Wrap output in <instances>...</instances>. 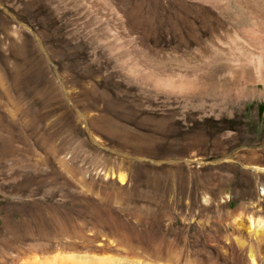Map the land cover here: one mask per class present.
Masks as SVG:
<instances>
[{"label":"rangeland","instance_id":"obj_1","mask_svg":"<svg viewBox=\"0 0 264 264\" xmlns=\"http://www.w3.org/2000/svg\"><path fill=\"white\" fill-rule=\"evenodd\" d=\"M30 2L33 3L30 5ZM79 2L78 0H0V264H23L32 256L37 255L41 258L45 255L50 256L58 253L83 254L91 257H100L102 255L113 258L118 256L130 260L138 257L137 248L142 249L147 254L148 260L146 259V261L148 262L150 258L149 264L154 262V264H176L177 262L179 264H250L247 258V249L252 245L254 247L251 248L252 251L255 249L253 254L256 263L254 262V264H264V235L260 237L262 241L259 243L260 240L256 241L251 237L249 238L243 231H238L236 226L231 225L234 219L239 220L244 225H246L247 219L251 217L264 220V197L261 195V188L264 186V175H254L248 168L249 166H263L264 159L252 160V162L242 161L241 159L239 163L234 162L231 164V168L227 167V164L224 163L223 160L220 161L223 157L219 155V157L216 158L198 160L205 163L201 168H198L194 163L187 165L183 160L184 158L182 159L181 156L167 157L161 155L152 157L142 151H140L141 153L138 152L143 149L147 150L146 148L148 145H145L144 141L146 142L152 133L154 134L156 132L154 130L155 128L153 129L154 125L150 123L153 120L152 118H154V122L162 119V116L156 113L157 110L142 112L139 111L138 108H134L135 106L140 108L142 105H146V102L140 99L142 96H139V94L145 93L146 90L148 92L146 93H150V95L153 94V92L144 87L137 86L131 79L126 77V74L124 76L122 68H120L121 66L118 65V60H115V57L105 45V39L111 42L110 32H113L116 27H114V25H116V23L114 24V19L111 18L108 20L110 17L105 16L104 18L107 17V19L101 22L102 25L95 24L94 26L93 21L86 19L83 17L84 15L82 16V13H80L82 10V3ZM69 6L71 7L69 8ZM30 7L32 11L29 10ZM50 7L51 9H49ZM61 8L64 9L62 10ZM240 8L243 10L245 18H255L257 25L260 26V21L258 19L263 17V13L260 12L261 10H256L254 14L252 8L248 6V4H243ZM54 9L57 12H55ZM37 11L39 12L36 14ZM70 11L72 12L70 13ZM58 13L59 15H57ZM77 14H79V16ZM143 17V19L141 17H136L137 20L136 18H126L128 23L131 21L129 25H132L135 34L132 32L133 35L131 34V36L121 41L122 45L126 43L124 47L120 49V52L123 51V55L121 53L118 54V56L121 57H119L121 61L133 63L137 60L140 62L141 59H139V55L143 52L145 53L143 57H146L150 65H154L153 67L158 71L164 70L171 76H175L182 72L189 74L192 70L197 68L203 69L207 75L209 74V77L211 76V79H213V86L217 87L218 85V87H222L223 89L230 86L231 95L233 90L235 95L233 94L231 96L232 101H230L234 103L240 101L241 109L235 111L233 119L237 120L235 123L232 122L233 129L231 130L234 133L240 132L242 136L245 134L249 135L251 137L250 139L253 140V144L250 145H237L236 148L230 150L228 153L229 156H234L237 153L242 154V151L245 150L255 152L264 150V86L260 85L256 88L255 84L253 85L251 82L254 78L250 76L249 73L247 74L249 70H253V66L249 62H251L254 56L261 53L264 55V51L258 48H256L255 51L254 48L252 50L250 48L244 49V47L240 46L233 47L230 51L227 50L226 52L216 49L212 44L215 43L217 38H222L221 34L218 32H215V34L213 32L206 33L202 37V40L204 42L206 41L202 47L194 45L189 49L180 48L176 46V44L170 43L171 34L168 35V28H163L166 27L165 21L163 25L158 19L149 20L146 16ZM140 20L142 21L140 22ZM62 24L64 26H61ZM47 26L49 29H47ZM258 26L256 28H259ZM58 27L60 29H58ZM91 27L95 32L92 31ZM88 28H90V30ZM101 28L102 32H100ZM68 30L71 33L68 32ZM58 31L59 33H57ZM104 32L107 34H104ZM11 34H13V36ZM73 36L76 37V39ZM102 37L105 39L103 40ZM176 37H178V34H176ZM179 38L181 37L179 36L178 39ZM69 39H73V42L71 40V43ZM79 39H82V41ZM213 39L214 41H212ZM62 40H64V42L66 41L65 45L68 43L67 45L74 48V51L70 46H66L65 48ZM83 40L87 43H83ZM132 40L135 41L134 45H131ZM128 44H130V47H128ZM133 46L135 48H132ZM149 46L156 51L160 52L161 50V53H163L162 56L158 57L157 54H154L153 51L155 50L149 49ZM76 47L78 48L76 49ZM136 50H139L140 53ZM195 50L203 53V61L200 65H197V63L191 60V55L193 56L192 53ZM84 51L86 52L83 53ZM135 51L137 54H135ZM83 54L87 56L85 57ZM70 56L72 58H70ZM62 57L64 58L62 59ZM66 59H68L69 62H66ZM29 60L32 65L29 64ZM91 61H93V63ZM240 62L249 64L247 66L249 70L248 68V71L242 70ZM29 65L30 67H28ZM66 65L68 67H66ZM194 65L197 66L194 67ZM90 66L92 67L90 68ZM98 67L101 69H98ZM207 67L209 68L207 69ZM96 68L100 70V72ZM43 69L46 71L44 72ZM54 71L55 74L53 73ZM92 71V74L89 73ZM118 71L122 76L118 74ZM86 74L89 75L87 76ZM241 74H244L246 77H239ZM15 75L17 77H15ZM110 75H112L113 78L112 76L110 77ZM117 75L119 77H116ZM35 77L36 80H34ZM36 81H38V84ZM129 81H132L134 85L131 83L132 86ZM246 81L251 83H249V85L246 84V87H244L245 85H241L242 82ZM237 85L239 86L238 88ZM240 85L244 87V89H241L242 87ZM231 86L235 87L231 89ZM94 88L96 89L94 90ZM222 88H219V93L223 90ZM246 88L248 90L255 88L254 90L256 92L254 91V96L240 97L239 95L246 94L248 91ZM237 90H243L242 94H238L239 92ZM85 91H87L86 95ZM88 91H91V94H89ZM216 94L218 93H215L214 96L217 97L218 100L222 98L220 94L217 96ZM236 94L240 99L237 98L238 96H236ZM207 95L208 96L202 98L207 104L214 101L208 102L211 99H216L213 98L214 96L210 93ZM98 96H100L101 100ZM105 97L108 99L105 100ZM88 98H90L89 101ZM114 98H116L117 101H121V103H118ZM90 101L91 103L97 104L99 107L103 105L102 108H98L100 112L97 111V107L90 106ZM177 101L179 100L177 99ZM200 101L201 99L194 100V102H192L193 107L191 108V104H189L186 105V109L194 112L202 111ZM127 102H130L131 105ZM179 102L183 103V100L181 99ZM31 103L33 105H31ZM88 103L90 104L88 105ZM140 103L143 104L140 106ZM104 104H106L105 107ZM44 106H46V109ZM132 107L136 109V111L132 109ZM195 107L196 109L198 107V111ZM174 108L175 106L172 107L173 111H175ZM81 109L82 111H80ZM118 109H121V111ZM131 110L133 111L131 112ZM134 112H138L139 115L137 113L133 115ZM78 115L81 116L82 119ZM97 115H100V117ZM101 116H104L105 120ZM120 116L122 119H120ZM70 117H72V119ZM148 117H151L152 120L150 118L148 119ZM127 118L129 120H127ZM98 119L101 120V123ZM112 122L113 124L111 125ZM118 123L123 125L122 128L120 125H117ZM139 123L140 125L144 123V125L141 127ZM148 123L153 126V130L148 127L150 126ZM114 124H116V128ZM109 125L111 127H109ZM105 127H109V129L106 130ZM110 128H112V130ZM120 128L123 130L124 136L122 134L120 135V133H122V131H119ZM61 129H63V131ZM125 130H127V132ZM106 133L107 135H105ZM115 133H118V135H115ZM111 134H114V136ZM137 137H139L140 140L143 139L139 141ZM76 139H78V142ZM114 139H118L119 141H115ZM119 142L123 146L118 144ZM141 142L144 145L143 148H141ZM83 143H86V146L85 144L83 145ZM89 148L92 151H89ZM86 149L88 152H86ZM133 149L134 151H132ZM135 152L136 155H134ZM117 157L118 159H116ZM163 168L166 170L180 169L186 174L185 178L187 179V183L197 187L194 189L191 188V192L188 195L179 193H175L174 195L166 194L163 199H156L146 192L147 190L142 179L135 181V179L143 176V171L145 170L155 171ZM217 168L220 169L219 175H225V173L229 172L231 176V180L228 181L229 183L227 182V184L216 186L211 184V182L207 180L208 178H205L207 177V171ZM131 172L134 173L133 178ZM189 174L192 176H189ZM119 175L125 177L126 181L124 184H119L120 181L118 177H116ZM40 184L41 186H39ZM34 207L38 208L40 212L37 215L30 216V210ZM71 212L74 214H70ZM87 216L89 218L91 217L92 220ZM5 217H9L10 220L2 225ZM108 220L110 222L115 220V222H119L121 231L128 235L131 240H120L119 238H116V240L115 237L108 236L109 233L106 235L108 231L104 229V222ZM60 224L64 229L62 226L59 227ZM262 234H264V232ZM74 235H78L79 237L75 238L73 237ZM105 235L108 236V238ZM71 237L75 239L73 240ZM123 241H126V243ZM127 242L129 246H127ZM127 247H131L134 250L131 248L130 250ZM172 258H174V261L172 260L170 262Z\"/></svg>","mask_w":264,"mask_h":264},{"label":"bare ground","instance_id":"obj_2","mask_svg":"<svg viewBox=\"0 0 264 264\" xmlns=\"http://www.w3.org/2000/svg\"><path fill=\"white\" fill-rule=\"evenodd\" d=\"M42 1V0H41ZM56 1V0H55ZM61 1V0H60ZM69 1V0H68ZM80 1L79 3H82V10L80 13H82V16L85 17L88 20H91L94 22V26L95 24L98 25H102L101 22H104L107 19L104 18L105 16L110 17L108 20H110L111 18L114 19V24L116 23V25H114V31L110 32L111 35V42L110 41H106L105 38H103V40L105 39V45L107 46V48H109V50L111 51L110 53L113 54V56L115 57V60H118V65H120L122 68V72L124 73L123 75L128 79H131L134 84H136L137 86H141L142 88H146L149 89L153 92V94L150 95L147 94V90L145 93H141L139 94V96H142L140 99L143 100L144 102H146L145 106H141L140 103V108L139 107H135L134 108H138L139 111L145 112V111H150L152 112L153 110H157L156 113L160 116H162V119H159L158 121L156 120V122H154V118L151 119V117H148V119L150 118L151 120V124L154 125L151 126L150 123V127L151 130L156 131L154 134L152 133V135L147 139V141L145 143V145H148V147L146 148L147 150H139L138 152L142 151L145 154H148L152 157L155 156H161V155H165L167 157H180L184 160V162L187 165H191V164H195L198 166V168H201V166L203 164H205L204 162L198 161V160H203L204 158L206 159H210V158H216L219 157V155L221 157H223L220 161L223 160L224 163L227 164V167H231V164H233L234 162L239 163L240 160L242 159V161H247V162H252V160H258V159H264V150H261L260 152H255V151H249V150H245L242 151L243 153H237L234 156H229V152L231 149L236 148L237 145L239 144H245V145H250L253 144V140L250 139L251 137L249 135H243L240 134V132H236L234 133L231 129H233V125L232 122H236L237 119H233L235 111L241 109V104L240 101L239 102H231L232 100V95L234 94L233 90H232V95H231V90H230V86L226 87V88H222V87H215L213 86V79H211V76L209 77V74L207 75V73L201 69V68H197L195 70H192V72L188 73H178L175 76H171L170 74L166 73L164 70H156L152 65L149 64V62L147 61L146 57L144 54L145 53H140L139 50H136L140 53L139 55V61H134L133 63L131 62H123L121 61V57L118 56L119 53H121L123 55V51L120 52V49L124 47L123 44L122 45V40L126 37L131 36L132 32L134 31L132 29V25H129V23L131 22H127L126 18H136V17H141L142 19L144 18L143 16H146L149 20H154V19H158L159 21H161L164 25H166V27L163 28H168V35L171 34V40L170 43H174L176 44V46H179L180 48H186L189 49L191 46H198V47H202V45L206 42H204L202 40V37L208 33V32H213L215 34V32H218L219 34H221L222 38L221 39H216L215 43H213V47L216 49H220L223 51H227L230 49H232L233 47H244V49H253L254 51L256 48H258L259 50H263L264 51V0H78ZM29 2V1H28ZM36 2V1H35ZM38 2V1H37ZM48 2V1H47ZM63 2V1H62ZM33 2H30L29 4L31 5ZM59 3V2H58ZM67 3V2H66ZM72 3V2H71ZM27 4V3H26ZM25 4V5H26ZM36 4V3H35ZM49 4V3H48ZM47 4V5H48ZM51 4V2H50ZM64 4V2H63ZM74 4V3H73ZM243 4H248V6H250L253 10V13L255 14L256 10L262 12V16L261 18H259L258 20L260 21V24L258 22V24L260 26L257 25L255 18H245L243 15V10L240 8L241 5ZM28 5V4H27ZM34 5V4H33ZM32 5V6H33ZM23 6V5H22ZM29 6V5H28ZM31 6V7H32ZM49 6V5H48ZM62 6V4H61ZM60 6V7H61ZM74 6V5H73ZM24 7V6H23ZM31 7L29 10H31ZM36 7V6H35ZM44 7V6H43ZM71 6H69L70 8ZM75 7V6H74ZM73 7V9H74ZM33 9V8H32ZM37 9V8H36ZM51 9V7L49 8ZM62 10L64 8H61ZM25 10V9H24ZM43 10V9H42ZM251 10V9H249ZM32 11V10H31ZM49 11V10H48ZM55 11V9H54ZM59 11V10H58ZM61 11V10H60ZM78 11V10H77ZM27 12V11H26ZM39 11L36 12V14ZM45 12V11H44ZM51 12V11H50ZM49 12V13H50ZM57 12V11H55ZM72 11H70L71 13ZM24 13V12H23ZM31 13V12H30ZM63 13V12H62ZM251 13V12H249ZM28 14V13H26ZM54 14V13H53ZM61 14V12H60ZM260 14V13H259ZM29 15V14H28ZM32 16H35L33 14H31ZM48 15V14H47ZM52 15V13H51ZM59 15V13L57 14ZM79 16V14H77ZM41 16V15H40ZM53 16V15H52ZM248 16V15H247ZM259 16V15H258ZM257 16V17H258ZM44 17V16H43ZM46 17V16H45ZM253 17V16H252ZM255 17V16H254ZM260 17V16H259ZM16 18V17H15ZM55 18V17H54ZM57 18V17H56ZM78 18V17H77ZM37 19V18H36ZM46 19V18H43ZM42 19V20H43ZM51 19V18H50ZM58 19V18H57ZM80 19V18H79ZM15 20V19H14ZM53 20V19H52ZM87 20V21H88ZM107 20V21H108ZM132 20V19H131ZM137 20V18H136ZM38 21V19H37ZM46 21V20H45ZM57 21V20H56ZM61 21V20H60ZM83 21V20H82ZM81 21V22H82ZM85 21V20H84ZM113 21V20H112ZM142 20H140L141 22ZM156 21V20H155ZM165 21V22H164ZM16 22V21H15ZM33 22V21H32ZM41 22V21H40ZM48 22V21H47ZM54 22V21H53ZM56 23V22H55ZM71 23V22H69ZM21 24V23H20ZM19 24V25H20ZM33 24V23H32ZM51 24V23H50ZM60 24V23H59ZM84 24V23H81ZM106 24V23H105ZM111 24V23H110ZM109 24V25H110ZM22 25V24H21ZM45 25V24H44ZM55 25V24H53ZM159 25V24H158ZM23 26V25H22ZM51 26V25H49ZM61 26H64L63 24ZM60 26V27H61ZM66 26V25H65ZM156 26V24H155ZM259 28H256V27ZM20 27V26H19ZM44 27V26H43ZM53 27V26H52ZM89 27V26H87ZM93 27V26H92ZM91 27V29H92ZM97 27V26H96ZM109 27V26H108ZM154 27V26H153ZM56 28V27H55ZM54 28V29H55ZM84 28V27H83ZM94 29H96L95 27H93ZM104 28V27H103ZM38 29V28H37ZM46 29V28H45ZM47 29L48 26H47ZM58 29H60L58 27ZM90 30V28H88ZM86 29V30H88ZM155 29V28H154ZM26 30V29H25ZM98 30V29H97ZM96 30V31H97ZM111 30V29H110ZM22 31V30H21ZM29 31V30H28ZM51 31V29H50ZM56 31V30H55ZM54 31V32H55ZM63 31V30H62ZM72 31V30H71ZM74 31V30H73ZM93 31V29H92ZM99 31V30H98ZM97 31V32H98ZM104 31V30H103ZM26 32V31H25ZM61 32V31H60ZM68 32H70L68 30ZM90 32V31H89ZM95 32V30L93 31ZM102 32V28L101 31ZM59 33V31L57 32ZM71 33V32H70ZM76 33V31H75ZM29 34V33H28ZM44 34V33H42ZM67 34V33H65ZM84 34V33H83ZM82 34V35H83ZM86 34V33H85ZM96 35H98L97 33H95ZM104 34H107L106 32H104ZM133 34H135L133 32ZM132 34V35H133ZM176 34H178V37L180 36L181 38L178 39V37H176ZM13 36V34H11ZM56 35V34H55ZM54 35V36H55ZM64 35V34H63ZM78 35V33H77ZM76 35V36H77ZM89 35V34H88ZM11 36V37H12ZM19 36V35H18ZM15 36V37H18ZM21 36V35H20ZM23 36V35H22ZM45 36V35H44ZM52 36V37H54ZM70 36V35H69ZM75 36V35H74ZM73 36V37H74ZM87 36V34H86ZM85 36V37H86ZM92 36V35H91ZM103 36V35H102ZM218 36V35H217ZM60 37V36H59ZM83 37V36H82ZM89 37V36H88ZM100 37V36H99ZM21 38V37H20ZM28 38V37H27ZM26 38V39H27ZM56 38V37H55ZM62 38V37H61ZM65 38V37H64ZM67 38V37H66ZM76 39V37H74ZM87 38V37H86ZM97 38V37H94ZM109 38V37H108ZM51 39V37H50ZM53 39V38H52ZM74 39V40H75ZM136 39V38H135ZM140 39V37H139ZM168 39V37H167ZM22 40V39H21ZM25 40V39H24ZM55 40V39H54ZM58 40V39H57ZM60 40V39H59ZM70 40V39H69ZM68 40V41H69ZM73 42V39H71ZM70 40V42H71ZM80 40V39H79ZM127 40V39H126ZM129 40V39H128ZM142 40V39H141ZM30 41V40H29ZM46 41V40H45ZM49 41V40H48ZM53 41V40H52ZM61 41V40H60ZM65 48L66 46H70V45H65L66 41L64 42V40H62ZM82 41V39L80 40ZM79 41V42H80ZM144 41V40H143ZM214 41V39L212 40ZM25 42V41H24ZM34 42V41H33ZM71 42V43H72ZM85 41L83 40V43ZM103 42V41H102ZM126 42V41H125ZM131 42V41H130ZM137 42V41H136ZM169 42V41H167ZM26 43V42H25ZM61 43V44H62ZM87 43V42H85ZM157 43V41H156ZM161 43V42H159ZM16 44V43H15ZM48 44V43H47ZM56 44V43H55ZM91 44V43H90ZM135 41L132 40L131 45H134ZM140 44V42H139ZM144 44V43H143ZM130 47V44H128ZM206 45V44H205ZM211 45V46H212ZM61 46V45H60ZM59 46V47H60ZM63 46V45H62ZM84 46V44H83ZM17 47V45H16ZM15 47V48H16ZM87 47V46H86ZM126 47V46H125ZM69 48V47H68ZM71 48V46H70ZM69 48V49H70ZM78 47H76L77 49ZM127 48V47H126ZM132 48H135L134 46ZM64 49V48H63ZM72 50L74 48H71ZM70 49V50H71ZM75 49V50H76ZM80 49V48H79ZM78 49V50H79ZM86 49V48H85ZM89 49V48H88ZM149 49L153 50L154 48H151L149 46ZM177 49V48H176ZM33 50V49H32ZM55 50V49H54ZM77 50V51H78ZM155 50V49H154ZM181 50V49H180ZM194 50V49H193ZM258 50V51H259ZM36 51V49H35ZM52 51V50H51ZM61 51V50H60ZM65 51V50H63ZM62 51V52H63ZM74 51V50H73ZM135 51V52H136ZM142 51V50H140ZM253 51V52H254ZM34 52V51H33ZM32 52V53H33ZM67 52V51H66ZM70 52V51H68ZM86 51H84L83 53H85ZM109 52V51H108ZM132 52V51H131ZM134 52V53H135ZM154 54H157L158 57L162 56L163 53H161L159 51H153ZM193 52V51H192ZM234 52V51H233ZM58 53V52H56ZM72 53V52H71ZM74 53V52H73ZM105 53V52H104ZM103 53V54H104ZM127 53V52H125ZM228 53V52H227ZM258 53V52H257ZM30 54V53H29ZM62 54V53H61ZM65 54V52H64ZM77 54V53H76ZM109 54V53H107ZM129 54V53H128ZM137 54V52L135 53ZM192 57V61L194 63H197V65L202 63V54L200 51L195 50L193 53ZM256 54V53H255ZM27 55V54H25ZM69 55V54H68ZM81 55V54H79ZM78 55V56H79ZM84 55V54H83ZM131 55V54H130ZM129 55V56H130ZM142 55V56H141ZM35 56V55H34ZM40 56V55H39ZM63 56V55H62ZM73 56V55H71ZM70 56V58H72ZM77 56V57H78ZM85 56V55H84ZM87 56V55H86ZM85 56V57H86ZM106 56V55H105ZM135 56V55H134ZM137 56V55H136ZM165 56V55H164ZM163 56V57H164ZM190 56V55H189ZM188 56V58H189ZM25 57V56H24ZM28 57V56H27ZM30 57V56H29ZM47 57V56H46ZM58 57V56H57ZM65 57V55H64ZM62 57V59L64 58ZM95 57V56H94ZM120 57V58H119ZM33 58V57H32ZM39 58V57H37ZM101 58V57H100ZM131 58V56H130ZM168 58V57H167ZM30 59V58H29ZM35 59V58H34ZM33 59V60H34ZM61 59V58H60ZM74 59V58H73ZM164 59V58H163ZM207 59V58H206ZM27 60V59H26ZM66 59V62H69V60ZM30 61V60H29ZM43 61V60H42ZM50 61V60H49ZM19 62V61H18ZM93 63V61H91ZM97 62V60H96ZM95 62V63H96ZM100 62V61H99ZM98 62V63H99ZM188 62V61H187ZM191 62V61H190ZM189 62V63H190ZM33 63V62H32ZM35 63V62H34ZM82 63V62H81ZM97 63V64H98ZM251 65L253 66V70H249V68L247 67L249 64H245V62H240V66L242 70H247L248 68V72L250 76H252L254 78V80H252L251 78V82L252 84L257 87H259L260 85L264 86V55L259 54L257 56H254V58L251 60ZM28 64V63H27ZM31 64V61L29 63ZM36 64V63H35ZM42 64V63H41ZM51 64V63H50ZM67 64V63H65ZM85 64V63H84ZM192 64V63H191ZM30 65L28 67H30ZM34 65V64H33ZM79 65V64H78ZM86 65V64H85ZM92 65V64H91ZM94 65V64H93ZM193 65V64H192ZM197 65H194L197 66ZM239 65V64H238ZM14 66V65H13ZM39 66V65H38ZM51 66V65H50ZM70 66V65H69ZM107 66V65H106ZM160 66V65H159ZM27 67V68H28ZM32 67V66H31ZM35 67V66H34ZM66 67H68L66 65ZM79 67V66H78ZM82 67V66H81ZM92 66H90L91 68ZM158 67V66H157ZM192 67V68H194ZM38 68V67H37ZM39 68L41 69V67L39 66ZM58 68V67H57ZM80 68V67H79ZM119 68V66H118ZM209 67H207L208 69ZM29 69V68H28ZM31 69V68H30ZM35 69V68H34ZM39 69V70H40ZM97 69V68H96ZM98 69H101L100 67H98ZM97 69V70H98ZM105 69V68H104ZM116 69H117V65H116ZM163 69V68H162ZM15 70V69H14ZM23 70V69H22ZM44 70V69H43ZM87 70V69H86ZM107 70V69H106ZM119 70V69H118ZM188 70V69H187ZM46 70H44L45 72ZM49 71V70H48ZM100 72V70H98ZM103 71V70H102ZM108 71V70H107ZM110 71V70H109ZM207 71V70H206ZM211 71V70H210ZM42 72V70H41ZM43 72V74H44ZM77 72V71H76ZM80 72V71H79ZM88 72V71H86ZM186 72V71H185ZM34 73V71H33ZM38 73V71H37ZM55 74V71L53 72ZM89 73H93L89 72ZM102 73V72H101ZM107 73V72H106ZM105 73V74H106ZM213 73V71H212ZM240 73V72H239ZM29 74V73H28ZM32 74V73H31ZM41 74V73H40ZM90 74V75H91ZM95 74V73H94ZM112 74V73H111ZM118 74L119 73L118 71ZM175 74V73H174ZM214 74V73H213ZM30 75V74H29ZM46 75V74H45ZM87 75V74H86ZM89 75V74H88ZM87 75V76H88ZM113 75V74H112ZM110 75V77L112 76ZM116 75V73H115ZM232 75V74H231ZM59 76V75H58ZM77 76V75H76ZM122 76V74L120 75ZM123 76V77H124ZM205 76V77H204ZM238 76V73H237ZM244 74H241V76L239 77H244ZM248 76V75H247ZM15 77H17L15 75ZM14 77V78H15ZM33 77V76H32ZM39 77V76H38ZM37 77V78H38ZM45 77V76H44ZM66 77V76H65ZM105 77V76H104ZM109 77V76H108ZM116 77H119L118 75ZM115 77V79H116ZM234 77V76H233ZM246 77V76H245ZM13 78V80H14ZM49 78V77H48ZM59 78V77H58ZM62 78V76H61ZM70 78V77H69ZM79 78V77H78ZM92 78V76H91ZM96 78V77H95ZM113 78V76H112ZM122 78V77H121ZM126 78V79H127ZM28 79V78H27ZM41 79V78H40ZM50 79V78H49ZM60 79V78H59ZM98 79V78H97ZM102 79V78H101ZM108 79V78H107ZM118 79V78H117ZM219 79V78H218ZM221 79V78H220ZM18 80V79H17ZM16 80V81H17ZM36 80V77L35 79ZM39 80V79H38ZM46 80V79H45ZM58 80V79H57ZM79 80V79H78ZM83 80V79H82ZM81 80V82H82ZM94 80V79H93ZM104 80V79H103ZM120 80V79H119ZM215 80V79H214ZM29 81V80H28ZM63 81V80H60ZM90 81V79H89ZM101 81V80H99ZM109 81V80H108ZM112 81V80H111ZM125 81V79H124ZM130 82V84L133 82ZM216 81V80H215ZM35 82V81H34ZM46 82V81H45ZM87 82V81H86ZM91 82V81H90ZM105 82V81H104ZM120 82V81H119ZM241 82V81H240ZM249 81L246 82H242L241 85H245L244 87H246V84L249 85V83H251ZM16 83V82H15ZM14 83V84H15ZM27 83V82H26ZM32 83V82H31ZM36 83L38 84V81H36ZM44 83V82H43ZM50 83V82H49ZM67 83V82H66ZM84 83V82H83ZM96 83V82H95ZM111 83V82H110ZM128 83V81H127ZM34 84V83H33ZM64 84V83H63ZM93 84V83H92ZM99 84V83H98ZM124 84V83H123ZM131 84V85H132ZM133 84V85H134ZM212 84V85H211ZM219 84V83H217ZM16 85V84H15ZM61 85V84H60ZM59 85V86H60ZM69 85V84H68ZM105 85H109V84H105ZM115 85V84H114ZM120 85V83H119ZM130 85V86H131ZM132 85V86H133ZM226 85V83H225ZM228 85V83H227ZM230 85V84H229ZM234 85V84H232ZM236 85V84H235ZM240 85V86H241ZM36 86V85H35ZM46 86V85H45ZM51 86V85H50ZM49 86V87H50ZM66 86V85H65ZM72 86V85H71ZM77 86V85H76ZM82 86V85H81ZM86 86V85H85ZM98 86V85H97ZM96 86V88H97ZM111 86V85H110ZM113 86V85H112ZM117 86V85H116ZM124 86V85H122ZM121 86V89H122ZM131 86V87H132ZM19 87V86H18ZM84 87V86H83ZM82 87V88H83ZM99 87V86H98ZM103 87V86H102ZM115 87V86H114ZM225 87V86H224ZM233 89V87L235 86H231ZM239 86L237 85V88ZM242 87V86H241ZM244 87H242L241 89H244ZM61 88V87H60ZM65 88V87H64ZM63 88V89H64ZM70 88V87H69ZM86 88V87H85ZM94 88V90L96 89ZM108 88V86H107ZM112 88V87H110ZM127 88V87H126ZM219 88L223 89L220 91L219 93ZM18 89V88H17ZM49 89V88H47ZM62 89V90H63ZM66 89V88H65ZM64 89V90H65ZM84 89V88H83ZM89 89V88H88ZM93 89V88H92ZM114 89V88H113ZM120 89V88H119ZM140 89V88H139ZM247 89V88H246ZM255 88H251V90H245L247 91L245 95H239L240 97L242 96H254L255 94ZM44 90V89H43ZM74 90V89H73ZM77 90V89H76ZM81 90V89H80ZM87 90V88H86ZM117 90V89H116ZM114 90V91H116ZM131 90V89H130ZM71 91V90H70ZM98 91V90H97ZM124 91V90H122ZM127 91V90H126ZM137 91V89H136ZM238 94H242L243 90H237ZM255 91V92H254ZM53 92V91H52ZM83 92V91H82ZM85 91V95H86ZM89 92V91H88ZM91 92V91H90ZM89 92V94H91ZM102 92V90H101ZM120 92V91H118ZM117 92V93H118ZM129 92V91H128ZM43 93V92H42ZM72 93V92H71ZM84 93V92H83ZM100 93V92H99ZM116 93V92H115ZM125 93V92H123ZM212 94V96L215 95V93L217 95H221L222 98H220L219 100L217 99V97H213L216 99H209L211 102L212 100H214L213 102H211L210 104L205 103V101L202 100V98L208 96L207 94ZM40 94V93H39ZM64 94V93H63ZM68 94V92H67ZM106 94V93H105ZM120 94V93H119ZM122 94V92H121ZM130 94V93H129ZM136 94V93H135ZM65 95V94H64ZM84 95V94H82ZM84 95V96H85ZM100 95V94H99ZM132 95V93H131ZM134 95V93H133ZM235 95V94H234ZM37 96V95H36ZM81 96V95H80ZM91 96V95H90ZM94 96V95H92ZM112 96V94H111ZM116 96V95H115ZM129 96V95H128ZM162 96V97H160ZM220 96V97H221ZM236 96H238L236 94ZM239 96L237 97L238 99ZM29 97V96H28ZM60 97V96H59ZM83 97V96H82ZM119 97V96H118ZM117 97V98H118ZM132 97V96H131ZM134 97V96H133ZM137 97V96H136ZM211 97V96H210ZM262 97V96H261ZM69 98V95H68ZM81 98V97H79ZM91 98V97H90ZM88 98V101L89 99ZM98 98H100V96H98ZM130 98V97H129ZM135 98V97H134ZM82 99V98H81ZM93 99V98H92ZM91 99V100H92ZM97 99V98H95ZM103 99V98H102ZM108 99L105 97V100ZM116 100V98H114ZM123 98L121 97V100ZM177 99L180 101L181 99L183 100V103H180L179 101H177ZM201 99L200 101V107L202 108V111L200 112H194L191 110L186 109V105L191 104V108L193 107V103L194 100H198ZM246 99V98H244ZM31 100V98H30ZM74 100V99H73ZM72 100V101H73ZM101 100V98H100ZM131 100V99H130ZM140 100V101H141ZM208 100V98H207ZM231 100V101H230ZM33 101V100H32ZM31 101V102H32ZM40 101V100H39ZM53 101V100H52ZM80 101V100H79ZM78 101V102H79ZM85 101V99H84ZM96 101V100H95ZM114 101V100H113ZM117 101V100H116ZM123 101V100H122ZM133 101V98H132ZM142 101V102H143ZM236 101V100H235ZM61 102V101H60ZM76 102V101H75ZM94 102V101H93ZM102 102V101H101ZM118 103H121V101H117ZM207 102V101H206ZM33 103V102H32ZM31 103V105H33ZM41 103H45V102H41ZM48 103V102H47ZM46 103V104H47ZM91 103V101H90ZM88 103V105L90 104ZM105 103V102H103ZM109 103V102H108ZM107 103V104H108ZM115 103V102H114ZM130 104V102H127ZM126 103V104H127ZM132 103V102H131ZM196 103V102H195ZM60 104V103H59ZM72 104V103H71ZM79 104V103H77ZM100 104V102H99ZM117 104V103H116ZM115 104V105H116ZM135 104V103H134ZM197 104V103H196ZM207 104V107H206ZM106 104H104L105 107ZM111 105V104H110ZM119 105H123V104H119ZM137 105V104H136ZM199 105V103H198ZM91 107H97L98 108H102L103 105H100L101 107H99L97 104L95 103H91L90 104ZM108 106V105H107ZM114 106V105H113ZM128 106V105H127ZM126 106V107H127ZM175 106V111H173L172 107ZM46 106H44L45 108ZM122 107V106H119ZM125 107V106H124ZM123 107V108H124ZM188 107V106H187ZM199 107V108H200ZM34 108V107H33ZM43 108V109H44ZM77 108V107H76ZM109 108V106H108ZM107 108V109H108ZM112 108V106H111ZM117 108V107H116ZM129 108V107H128ZM132 107V109H134ZM46 109V108H45ZM79 109V108H78ZM122 109V108H121ZM121 109H118L121 111ZM196 109V107H195ZM198 109V107H197ZM196 109V110H197ZM32 110V107H31ZM37 110V109H36ZM113 110V108H112ZM111 110V111H112ZM123 110V109H122ZM129 110V109H128ZM136 111V109H134ZM172 110V111H171ZM82 111V109L80 110ZM84 111V110H83ZM89 111V110H88ZM91 111V110H90ZM95 111V110H94ZM99 111V109L97 110ZM109 111V110H108ZM116 111V110H114ZM133 110H131L132 112ZM138 111V112H139ZM198 111V110H197ZM44 112V111H43ZM100 112V111H99ZM113 112V111H112ZM123 112V111H122ZM126 112V111H125ZM130 112V111H129ZM130 112V113H131ZM138 112H136L138 114ZM33 113V112H32ZM66 113V112H65ZM102 113V112H101ZM109 113V112H108ZM111 113V112H110ZM115 113V112H114ZM136 113L134 112L133 115H136ZM140 113V112H139ZM149 113V112H148ZM155 113V111H154ZM86 114V112H85ZM95 114V113H94ZM113 114V113H112ZM119 114V113H118ZM121 114V113H120ZM34 115V114H33ZM70 115V114H69ZM68 115V116H69ZM96 115V114H95ZM111 115V114H110ZM116 115V114H115ZM114 115V116H115ZM126 115V114H124ZM139 115V114H138ZM37 116V115H36ZM79 116V115H78ZM88 116V115H86ZM84 116V117H86ZM91 116V115H90ZM98 117H100V115H97ZM118 116V115H116ZM130 116V115H129ZM142 116V115H141ZM140 116V117H141ZM151 116V115H150ZM66 117V115H65ZM81 118V116H79ZM83 117V116H82ZM102 118H104V116H101ZM125 117V116H124ZM126 117H128L126 115ZM131 117V116H130ZM155 117V116H153ZM165 117V118H164ZM32 118V117H31ZM34 118V117H33ZM72 119V117H70ZM108 118V117H107ZM116 118V117H115ZM119 118V117H118ZM129 118V117H128ZM127 118V120H129ZM135 118V117H134ZM137 118V117H136ZM135 118V119H136ZM159 118V117H158ZM65 119V118H63ZM79 119V118H78ZM82 119V118H81ZM88 119V118H87ZM91 119V117H90ZM120 119L121 116H120ZM124 119V118H123ZM133 119V118H132ZM138 119V118H137ZM66 120V119H65ZM99 120V119H98ZM105 120V118H104ZM109 120V119H108ZM113 120V119H112ZM119 120V119H118ZM126 120V119H125ZM139 120V119H138ZM141 120V119H140ZM139 120V121H140ZM36 121V120H35ZM90 121V120H89ZM88 121V122H89ZM101 123V120H99ZM116 121V120H115ZM121 121V120H120ZM138 121V122H139ZM143 121V120H141ZM147 121V120H145ZM64 122V121H63ZM81 122H85V121H81ZM110 122V121H109ZM108 122V123H109ZM128 122V121H127ZM132 122V121H131ZM144 122V121H143ZM149 122V120H148ZM61 123V122H60ZM70 123V122H69ZM99 123V122H96ZM115 123V122H114ZM125 123V122H124ZM123 123V124H124ZM137 123V122H136ZM135 123V125H136ZM141 123V122H140ZM139 123V125H140ZM147 123V122H145ZM64 124V123H63ZM67 124V123H66ZM83 124V123H82ZM88 124V123H87ZM92 124V123H91ZM105 124V123H104ZM113 124V122L111 123V125ZM65 125V124H64ZM68 125V124H67ZM120 125V127L122 128L123 125L121 124H117ZM129 125V124H128ZM134 125V126H135ZM144 125V123L142 125H140L141 127ZM70 126V125H68ZM115 128H116V124H114ZM132 126V125H131ZM144 126V127H146ZM66 127V126H65ZM109 127H111L109 125ZM106 128L107 129H109ZM153 127V129H152ZM70 128V127H68ZM119 128V127H117ZM121 128L119 129V131L122 133H120V135L123 134V130H121ZM65 129V128H64ZM112 130V128H110ZM60 130V129H59ZM63 131V129H61ZM105 130V131H106ZM118 130V129H117ZM136 130V129H135ZM150 130V131H151ZM127 132V130H125ZM60 132V131H59ZM107 132V131H106ZM109 132V131H108ZM114 132V131H112ZM117 132V131H115ZM125 132V133H126ZM145 132V131H144ZM132 133V131H131ZM73 134V133H72ZM130 134V133H129ZM107 135V133L105 134ZM110 135V134H108ZM114 136V134H111ZM115 135H118V133ZM70 136V135H69ZM68 136V138H69ZM77 136V135H75ZM94 136V135H93ZM127 136V135H126ZM129 136V135H128ZM139 136V134H138ZM141 136V135H140ZM120 137V136H119ZM118 137V138H119ZM132 137V136H130ZM78 138V137H77ZM94 138V137H93ZM111 138L113 139V137L111 136ZM115 138V137H114ZM128 138V137H127ZM64 139V138H63ZM62 139V140H63ZM67 139V138H65ZM75 139V138H74ZM100 139V138H99ZM129 139V138H128ZM134 139V138H133ZM139 139V137H137V140ZM143 139V138H142ZM141 139V140H142ZM69 140V139H68ZM78 142V139H76ZM80 140V138H79ZM115 140V139H114ZM118 140V139H117ZM115 140V141H117ZM126 140V138H125ZM131 140V139H130ZM139 139V141H141ZM65 141V140H64ZM94 141V140H93ZM101 141V140H100ZM98 141V142H100ZM109 141V140H108ZM111 141V139H110ZM119 141V140H118ZM136 141V138H135ZM75 142V141H74ZM83 142V140H82ZM81 142V143H82ZM85 142V141H84ZM96 142V141H95ZM94 142V143H95ZM121 142V141H120ZM120 142L118 144H120ZM125 142V141H124ZM127 142V141H126ZM131 142V141H130ZM114 143V142H113ZM122 143V142H121ZM142 143V142H141ZM86 143H83V145ZM115 144V143H114ZM126 144V143H125ZM124 144V145H125ZM131 144V143H130ZM133 144V143H132ZM137 144V141H136ZM78 145V144H77ZM99 145V144H98ZM102 145V144H100ZM122 145V144H120ZM141 145V144H140ZM82 146V145H81ZM104 146V145H103ZM123 146V145H122ZM120 146V147H122ZM128 146V145H127ZM132 146V145H130ZM137 146V145H134ZM143 143L141 148H143ZM129 147V146H128ZM140 147V146H139ZM76 148V147H75ZM78 149H80L79 147H77ZM83 148V147H82ZM81 148V149H82ZM126 148V147H125ZM131 148V147H130ZM135 148V147H134ZM113 149V148H112ZM132 149V148H131ZM85 150V149H84ZM114 150V149H113ZM136 150V148H135ZM78 151V150H77ZM89 151H92L89 148ZM116 151V150H115ZM134 151V149L132 150ZM131 151V152H132ZM86 152L87 149H86ZM94 152V151H93ZM119 152V151H118ZM127 152V151H126ZM85 153V152H84ZM141 153V152H140ZM79 154V153H78ZM118 154V153H117ZM127 154V153H126ZM77 155V154H76ZM82 155V152H81ZM80 155V157H81ZM136 155V152L135 154ZM144 155V154H143ZM92 156V155H91ZM98 156V155H97ZM100 156V155H99ZM105 156V155H104ZM103 156V157H104ZM138 156V155H137ZM79 157V156H78ZM90 157V155H89ZM94 157V156H93ZM96 157V155H95ZM123 157V156H122ZM144 157V156H143ZM142 157V158H143ZM92 158V157H91ZM115 158V157H114ZM126 158V157H125ZM164 158V157H163ZM90 159V158H89ZM86 159V160H89ZM94 159V158H93ZM98 159V158H97ZM105 159V158H104ZM118 159V157L116 158ZM121 159V158H119ZM127 159V158H126ZM162 159V158H160ZM166 159V158H165ZM178 159V158H177ZM181 159V160H182ZM205 159V160H206ZM100 160V159H99ZM103 160V159H102ZM128 160V159H127ZM131 160V159H130ZM180 160V159H179ZM104 161V160H103ZM106 161V160H105ZM122 161V160H121ZM124 161V160H123ZM135 161V160H134ZM143 161V160H142ZM152 161V160H151ZM154 161V160H153ZM110 162V160H109ZM116 162V160H115ZM120 163V161H119ZM122 163V162H121ZM132 165V164H131ZM247 166V165H246ZM254 175H264V165L263 166H249L248 167ZM244 169V168H243ZM135 170V169H134ZM230 170V169H229ZM228 170V171H229ZM133 171V170H132ZM219 171L220 169H213L210 171H207V180L211 182V184H214L216 186H221L223 184H227V182L229 180H231V176L229 175V172L225 173V175L221 174L219 175ZM134 172V171H133ZM205 173V174H206ZM132 178L134 177V173H132ZM185 173L182 172L180 169H159V170H155V171H149V170H145L143 171V176L139 177L137 179H135V181H138L140 179L143 180V183L145 184V188H146V192L156 198V199H160V198H164L165 195H169V194H175V193H179V194H185L188 195L191 192V188H196L197 186H193L192 184H188L187 183V179L185 178ZM189 176H192L191 174H189ZM206 176V175H205ZM256 176V177H257ZM119 179V184L123 183L126 181L125 177H123V175H119L116 176ZM127 178V176H126ZM35 181V180H34ZM49 181V179H48ZM45 182V181H44ZM54 182V181H53ZM142 182V181H141ZM37 183V182H36ZM50 183V182H47ZM68 183V182H67ZM229 183V182H228ZM24 184V183H23ZM28 184V183H27ZM38 184V183H37ZM59 184V183H58ZM30 185V184H29ZM36 185V184H35ZM47 185V184H46ZM44 185V186H46ZM57 185V184H56ZM81 185V184H80ZM83 185V184H82ZM22 186V185H21ZM37 186V185H36ZM41 186V184L39 185ZM43 186V185H42ZM52 186V185H51ZM59 186V185H58ZM68 186V184H67ZM85 186V185H83ZM82 187V186H81ZM139 187V186H138ZM35 188V187H34ZM46 188V187H45ZM48 188V187H47ZM85 188V187H83ZM36 189V188H35ZM52 189V188H51ZM82 189V188H81ZM33 190V189H32ZM31 190V191H32ZM36 192V191H35ZM261 195L264 197V186H262L261 188ZM18 193V192H17ZM34 193V192H33ZM47 193V192H46ZM69 193V192H68ZM67 193V194H68ZM19 196V194H18ZM32 197V196H31ZM21 198V197H20ZM167 198V197H166ZM165 198V199H166ZM87 202V201H86ZM33 203V202H32ZM34 204V203H33ZM36 205V204H35ZM62 206V205H61ZM33 207V205H32ZM36 207V206H35ZM33 208L30 210V216L33 215H37L40 211L38 208ZM90 207V206H89ZM18 208V207H17ZM31 208V207H30ZM47 208V207H46ZM47 210V209H46ZM21 211V210H20ZM71 211V210H69ZM90 211V209H89ZM88 211V212H89ZM43 212V211H42ZM68 212V211H67ZM74 212V210H73ZM78 212V210H77ZM44 213V212H43ZM49 213V212H48ZM47 213V215H48ZM76 213V212H75ZM91 213V212H90ZM22 214V213H21ZM46 214V213H45ZM65 214V213H64ZM70 214H74V213H70ZM79 214V212H78ZM81 214V212H80ZM84 215V214H83ZM88 215V214H87ZM100 215V214H99ZM233 215V214H232ZM16 216V215H15ZM18 216V215H17ZM93 216V215H92ZM237 216V215H236ZM23 217V215H22ZM38 217V216H37ZM53 217V215H52ZM68 217V216H67ZM88 217V216H87ZM94 217V216H93ZM92 217V218H93ZM98 217V216H97ZM101 217V216H99ZM106 217V216H105ZM111 217V216H110ZM109 217V219H110ZM239 217V216H238ZM20 218V217H19ZM33 218V217H32ZM43 218V217H42ZM66 218V217H65ZM70 218V217H69ZM68 218V219H69ZM89 218V217H88ZM248 218L247 223H245L246 225L242 224L239 220L234 219V222L231 225L236 226V228L238 229V231H243V233H245L247 236H249V238H253L254 240H260V237L264 234H262L264 232V220L258 218V219H252ZM18 219V218H17ZM49 219V218H48ZM91 219V217L89 218ZM94 219V218H93ZM99 219V218H98ZM101 219V218H100ZM103 219V216H102ZM8 220H10L9 217H5L3 219V224H5ZM25 220V219H24ZM52 220V219H51ZM64 220V219H63ZM70 220V219H69ZM68 220V221H69ZM92 220V219H91ZM95 220V219H94ZM93 220V221H94ZM117 220V219H116ZM115 220V221H116ZM241 220V219H240ZM58 221V220H57ZM60 221V220H59ZM112 221L110 222L105 221L104 222V229L106 231H108L106 233V235L108 234V236H112L116 238H119L120 240H131L130 237H128V235H126L123 231H121V226L119 224V222H115ZM45 222V221H44ZM49 222V221H48ZM47 222V223H48ZM56 222V221H55ZM63 222V221H62ZM97 222V221H96ZM58 223V222H57ZM65 223V222H64ZM235 223V224H234ZM244 223V222H243ZM52 224V223H51ZM54 224V223H53ZM99 224V223H98ZM102 225V224H101ZM5 226V225H4ZM51 226V225H50ZM62 226L61 224L59 225V227ZM3 227V226H2ZM49 227V226H48ZM63 227V226H62ZM64 229V227H63ZM123 229V228H122ZM62 230V229H61ZM60 230V231H61ZM66 231V229H65ZM105 234V233H104ZM105 235V236H106ZM60 236V235H58ZM108 236H106L108 238ZM73 237H79L78 235H74ZM68 238V237H67ZM72 238V237H71ZM74 238V239H75ZM242 238V237H241ZM240 238V239H241ZM73 239V238H72ZM73 239V240H74ZM106 239V238H105ZM108 240V239H107ZM114 240V239H113ZM117 240V239H116ZM242 240V239H241ZM240 240V241H241ZM236 241V240H235ZM262 240L259 241V243ZM126 243V241H123ZM245 242V241H244ZM124 243V244H125ZM258 243V242H256ZM7 244V243H6ZM128 244V242H127ZM243 245V244H241ZM7 246V245H6ZM129 246V244L127 245ZM8 247V246H7ZM245 247V246H244ZM248 247V246H247ZM126 248V247H125ZM128 249H130L131 247H127ZM135 248V247H134ZM241 248V247H240ZM243 248V247H242ZM251 248H254L253 245L250 247H248L247 249V258H248V262L250 264H254V262L256 263V260L254 261V254ZM132 249V248H131ZM130 249V250H131ZM134 250V249H132ZM126 251V250H125ZM137 251V255L138 257L127 260L126 258H122V257H107V256H100V257H91V256H87V255H83V254H74V253H68V254H64V253H58V254H54V255H50V256H42L41 258H39L37 255L36 256H32L29 260H27L25 263L23 264H149L150 262V258L149 261L147 262L146 259L148 256H146L147 254L142 250V249H136ZM256 253V252H255ZM135 254V252H134ZM105 255V254H103ZM172 255V254H171ZM136 256V254H135ZM177 257V256H176ZM39 258V259H38ZM175 258V257H174ZM174 258H172L170 260V262L173 260ZM142 260V261H141ZM148 260V259H147ZM177 261V260H176ZM175 261V262H176ZM155 263V262H154ZM154 263H150V264H154ZM158 263V262H157ZM178 263V262H177ZM176 263V264H177ZM174 264V263H173ZM179 264V263H178Z\"/></svg>","mask_w":264,"mask_h":264}]
</instances>
